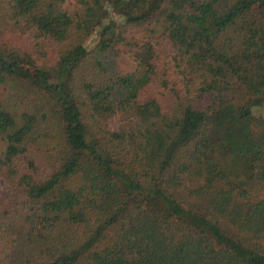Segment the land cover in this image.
<instances>
[{
    "label": "trees",
    "instance_id": "trees-1",
    "mask_svg": "<svg viewBox=\"0 0 264 264\" xmlns=\"http://www.w3.org/2000/svg\"><path fill=\"white\" fill-rule=\"evenodd\" d=\"M258 34L264 0H0V264H264Z\"/></svg>",
    "mask_w": 264,
    "mask_h": 264
},
{
    "label": "rangeland",
    "instance_id": "rangeland-1",
    "mask_svg": "<svg viewBox=\"0 0 264 264\" xmlns=\"http://www.w3.org/2000/svg\"><path fill=\"white\" fill-rule=\"evenodd\" d=\"M67 8L70 7V4L68 3L66 5ZM110 17L114 18L115 21H118V17L114 16L111 12L109 14ZM105 23V22H104ZM99 30V29H97ZM97 41V36L93 33L88 40L85 42V47H87L88 49L92 48L95 43ZM251 45L253 46H264V34H258L256 36H254L251 41H250ZM171 51V44L169 42H165V46L163 47L162 50V57L165 58ZM122 59V68L124 71L126 72H130L133 70L134 68V63L125 55H123L121 57ZM119 124V120L117 117H114L110 123H109V127L111 130H116ZM4 189V182L2 180V178H0V194L3 192Z\"/></svg>",
    "mask_w": 264,
    "mask_h": 264
}]
</instances>
